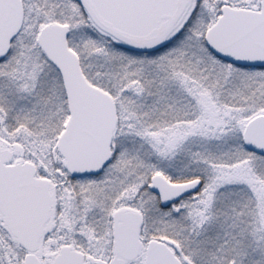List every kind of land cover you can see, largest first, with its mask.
<instances>
[{"label": "snow or ice", "instance_id": "snow-or-ice-1", "mask_svg": "<svg viewBox=\"0 0 264 264\" xmlns=\"http://www.w3.org/2000/svg\"><path fill=\"white\" fill-rule=\"evenodd\" d=\"M0 264H264V0H0Z\"/></svg>", "mask_w": 264, "mask_h": 264}]
</instances>
